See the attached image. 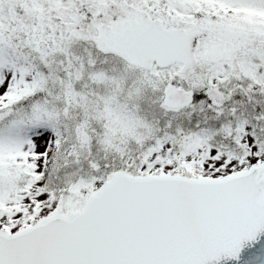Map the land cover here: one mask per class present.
Listing matches in <instances>:
<instances>
[{
	"label": "snow or ice",
	"instance_id": "6c2138e0",
	"mask_svg": "<svg viewBox=\"0 0 264 264\" xmlns=\"http://www.w3.org/2000/svg\"><path fill=\"white\" fill-rule=\"evenodd\" d=\"M0 264H264V0H0Z\"/></svg>",
	"mask_w": 264,
	"mask_h": 264
}]
</instances>
